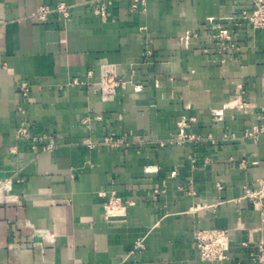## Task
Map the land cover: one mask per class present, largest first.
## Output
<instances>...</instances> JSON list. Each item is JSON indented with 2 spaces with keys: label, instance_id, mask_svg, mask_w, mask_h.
<instances>
[{
  "label": "crops",
  "instance_id": "crops-1",
  "mask_svg": "<svg viewBox=\"0 0 264 264\" xmlns=\"http://www.w3.org/2000/svg\"><path fill=\"white\" fill-rule=\"evenodd\" d=\"M145 1L0 0V264H264V210L244 198L264 180V132L244 137L264 119V29L239 15L253 0ZM60 2L68 20L34 16ZM106 62L140 87L103 101L86 83ZM124 132L138 141L83 143ZM208 229L230 231L221 261L198 254Z\"/></svg>",
  "mask_w": 264,
  "mask_h": 264
},
{
  "label": "built area",
  "instance_id": "built-area-1",
  "mask_svg": "<svg viewBox=\"0 0 264 264\" xmlns=\"http://www.w3.org/2000/svg\"><path fill=\"white\" fill-rule=\"evenodd\" d=\"M254 7L251 11H241L239 14L241 18L249 21L255 29H264V0H253ZM146 10V1L145 0H132L130 4L131 12L145 11ZM93 11L96 15L101 17H107L109 15L108 6L104 2H97L93 6ZM52 13H58L63 16L64 21L70 18V11L68 5L65 2L58 3L54 8L49 5H39L35 11L34 16L41 22H46L49 19V16ZM220 40L225 42V40H230V35L226 30H223L220 33ZM234 44L229 46L225 45V48H234ZM91 73V72H90ZM80 82L75 79L72 84H79ZM133 82L130 79H126L119 74L116 64L104 63L100 66V76L96 82H87L86 85L91 87L94 91L100 94V97L103 101H112L118 95L120 88H124L127 84H133L137 89L140 87L139 84ZM30 85L28 82H23L21 84V93L24 98L29 96ZM96 120L101 119V116H94ZM91 121V116L88 114L82 122L88 127ZM19 134L26 137L28 135L27 127L22 126L19 128ZM264 132V119L262 124L255 125L252 129H247L244 133V137L253 138L257 140L259 136ZM189 139H200L199 136H190V135H179L171 142H181L185 138ZM42 139V136L33 137V139ZM128 132L122 134H106L100 138L87 137L83 140V143L94 149L99 146H106L110 149L122 148L125 146H130L133 143L137 142ZM54 145L46 144L44 146L45 150H52ZM246 161L243 160L240 165L244 166ZM8 182V181H7ZM7 183H4L6 186ZM10 188L9 185H7ZM218 188H222L218 184ZM244 198L252 201L254 206L258 209L264 210V180L259 183L258 188H251L245 186ZM121 202L120 196L116 194L115 191H111L109 200L105 205V214L106 217L114 216L115 206ZM195 244L197 246L198 254L202 260L205 261H221L226 257V251L230 246V231L224 229H208V230H197L194 235ZM145 244L142 240H139L135 244V248L143 250ZM133 250V252H134ZM259 250L263 252V246L259 247ZM261 260L262 258L259 257Z\"/></svg>",
  "mask_w": 264,
  "mask_h": 264
}]
</instances>
